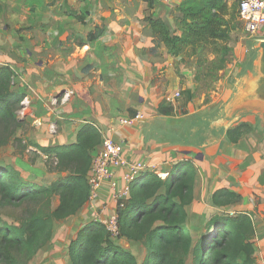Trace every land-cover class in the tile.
Masks as SVG:
<instances>
[{
  "label": "crops",
  "instance_id": "1",
  "mask_svg": "<svg viewBox=\"0 0 264 264\" xmlns=\"http://www.w3.org/2000/svg\"><path fill=\"white\" fill-rule=\"evenodd\" d=\"M52 1L54 0H0V31L3 30V33L0 32V68L9 66L14 69L13 62L23 58L24 52L19 47L23 42V35L18 34V30L30 34L41 31L39 28L44 24L46 28L41 33L49 37L53 35L52 31L57 32V24L61 26L63 21L71 20L85 26L83 19L87 16L90 19L91 14L77 9H71L65 15L64 8L58 22L49 27L46 20L52 19V16L47 12V3L49 6ZM138 1L135 5L140 4L139 10L143 17L154 15L162 19L171 31L175 30V20L182 17L180 2L155 0L154 9L150 10L146 2ZM223 1H228L230 10L235 9L233 6L236 5V0ZM32 6H36L38 10L36 8V12L32 11ZM98 21L100 17L96 15L93 22ZM132 21L127 17L122 19L125 26ZM11 22L21 25L11 27L18 37L15 41L7 38L8 24ZM138 22L135 19V23ZM65 29L71 30L72 27L65 26ZM147 31L151 36L148 43H138L132 48L139 49L141 54L143 52L142 56L149 57L153 80H142L137 74L130 72L123 59L112 63L109 56L111 50L105 48L106 45L109 46L111 33L91 26L86 32L89 41L87 44L96 43L83 48L92 49L90 64L95 65V68L100 66L102 74L107 75L106 80H55L60 88L54 98L56 104L50 101L51 96L47 93L42 92L40 95L33 85L29 87L27 90L32 94L28 99H37V103L43 107L44 120L53 124L49 126L46 123L43 129L38 128L36 142L44 147L74 144L82 127L91 123L101 132L103 141L111 139L128 160L148 166L158 176L161 174L168 178L178 163L193 162L196 175L193 178L194 199L186 207L188 229L205 230L215 216L249 214L255 227V264H264V118L260 114L248 112L238 113L230 121L225 118L227 104L237 92L243 76L236 80L222 79L216 82L219 92L214 94L217 97L215 96L213 103L222 100L217 111L211 105L203 106L200 99H195L198 88L195 79L197 59L186 58L184 55L172 57L166 53L164 46L158 49L164 52L162 56L151 57L152 48L155 47L154 37L150 26ZM125 32L127 31L122 34ZM135 32L139 36V31ZM92 33H100V36L95 41H90ZM181 34L180 31L174 33L177 36ZM238 38L231 44L235 45V51L238 50L241 55L247 43L258 48V42L264 40V31L254 39L245 33ZM95 50L104 54L106 63L98 61L94 56ZM177 93L181 96L176 97ZM191 97L193 98L190 99ZM139 115L141 117L135 119L134 125L121 124L122 119H133ZM241 124L247 127L234 143L228 137V131ZM102 150L103 142L94 151V159ZM128 172L126 167L112 169V180L117 183L118 190L127 188L124 177ZM88 175L91 177V169ZM223 189L238 194L239 199L224 206L215 205L214 194ZM160 193H164V189ZM114 194L111 183L103 182L96 197L70 217L77 229L68 236L66 252L77 232L92 221L96 214H100L103 220L117 214ZM191 233L193 234L192 231ZM55 237L54 232L51 242ZM134 245L145 254L146 249L142 244L134 243L130 246Z\"/></svg>",
  "mask_w": 264,
  "mask_h": 264
},
{
  "label": "trees",
  "instance_id": "2",
  "mask_svg": "<svg viewBox=\"0 0 264 264\" xmlns=\"http://www.w3.org/2000/svg\"><path fill=\"white\" fill-rule=\"evenodd\" d=\"M143 1L150 10L154 9L155 0ZM237 7L236 3L230 13L227 1L223 0L183 2L179 8L182 13L179 22L181 36L172 34L168 25L154 15L148 16L146 21L155 47L164 46L172 57L180 56L186 48L199 55L206 47L215 45V52L223 58L230 50L232 24L239 16ZM77 18L81 20L78 15ZM99 36L100 33H92L90 41ZM201 63L197 61L199 68ZM221 68L217 64L209 71L218 72ZM14 76L9 66L0 68V135L3 145L22 125L18 111L26 96L14 91ZM213 78L214 82L219 80L216 75ZM195 79L198 83V73ZM246 127L241 124L230 129V140L236 143ZM102 142L101 132L88 123L79 131L74 144L51 147L34 144L36 150L55 157L60 168H65L66 175L49 186L24 181L14 167L0 165V205H34L21 226L0 219V259L17 264L10 256L11 251L32 258L52 239L54 221L74 216L88 203L91 194L88 174L94 160L93 153ZM195 175V164L183 161L165 180L147 172L133 182L124 208L118 210L120 238L145 247L146 257L141 264H186L189 256L196 258L195 253L199 264H255V227L249 214L215 216L197 236L188 229L186 207L194 199ZM162 189L164 193H160ZM55 196L60 198V203L53 209ZM239 197L223 189L214 194L213 200L215 205L224 206ZM69 258L72 264H139L135 255L113 242L105 225L96 221L88 222L78 231L70 244Z\"/></svg>",
  "mask_w": 264,
  "mask_h": 264
},
{
  "label": "rangeland",
  "instance_id": "3",
  "mask_svg": "<svg viewBox=\"0 0 264 264\" xmlns=\"http://www.w3.org/2000/svg\"><path fill=\"white\" fill-rule=\"evenodd\" d=\"M136 2L139 1L54 0L49 2V6L47 3V12L51 13L52 16V19L46 20L49 27L58 22L60 16L63 14L62 10H64V8H66L65 15H68L71 9H77L88 12L89 15L91 14L90 19L88 16L83 19L85 26L71 20H68V22L63 21L61 26L57 24V32L52 31L53 35L49 37L47 34L41 33V31L43 32L44 28H46L44 24L39 28L42 29L41 31L37 30L30 34H26L27 32L24 30H18V34L21 33L23 35V42L19 47H21L20 49L23 50L24 53L21 61L13 62L14 69L12 68V70L15 76L12 86H14L13 89L15 92L24 94L26 97L18 111V116L22 125L4 145L1 144L3 140L0 135V165L12 166L20 173L22 180L44 186H49L66 175V173H64L65 168H60L55 157L47 156L34 147L38 144L35 140L38 128L43 129L46 123L49 126L53 124H51L52 122L44 120L45 113L43 107L37 103V99H28V96L32 93L27 89L33 85L37 93L40 95L42 92L47 93L51 96L50 101L52 100V103L56 104L54 98L56 92L60 88L55 84V80H106L107 75L104 73L102 74L100 70L101 67L95 68V65L90 64L92 49L88 50L87 48H83L86 45H95L96 43L87 44L88 39L86 38V32L91 26H95L100 30L103 28L104 31L107 30L111 33L112 37L110 38L109 46L106 45L105 48L111 50L109 56L112 63L119 59H123L126 68H128L130 72L137 74L142 80H153L149 57L142 56L143 52L141 54L139 49L132 48L138 43H142L143 45L148 43L150 40L149 37H151L148 35L147 31L149 27L146 21L147 15L143 17L140 14V4L135 5ZM36 8V6H32L31 9L36 12ZM229 12L231 13L233 10L229 9ZM96 15L100 17V21L94 23L93 18ZM124 17L132 19L133 21L125 26V24L122 23ZM135 19L139 20L137 24L135 23ZM175 22L176 25L173 24L175 30L171 32L174 31V33H176L180 31L182 33L179 24L180 19L178 18ZM12 25L17 27H21V25L17 22L8 24L7 38L15 41V38L17 39L18 37L14 34L16 31L13 32L11 30ZM65 26L68 28L72 27V29L67 30ZM232 26L234 30L230 33L231 38L228 45V49L230 50L227 56L222 58L220 53L215 52V45L206 47L199 55H194L193 49L191 48H186L181 54L186 58L195 57L197 61H202V63L199 64L200 68L198 67L197 69L199 82L195 99H200L201 105L203 106L211 105L213 110H218V106L222 101L220 99L213 103L217 97L214 94L219 92L218 85H216L217 81L214 82L213 76L216 75L219 80L240 79L242 76L244 77L253 72L254 61H256L259 56L258 48H254L250 43L244 46L243 54L240 55L238 50L235 51V47H233L235 45L231 44L232 41L244 35L243 23L239 16ZM132 30H134V32H132ZM124 31L127 32L122 34ZM135 31H139V36L135 35ZM0 32L3 33V30ZM158 49L159 48L153 47L150 56H162L164 52ZM95 52L94 56L98 61L101 64L106 63L104 54L102 52L98 53L97 50H95ZM221 60H223V63H220ZM217 64L222 67L221 70L210 73L209 68L214 70ZM157 79L155 78V80ZM192 98L193 97L190 99ZM40 146H42V144ZM59 203L60 198L55 196L52 199L53 209H55ZM33 208V204L20 207L0 205V219H2L4 223L21 226L29 217L30 209ZM111 218L103 221H109ZM72 222L73 220L70 219V217L54 221L53 234L55 232V239L52 242L51 239L32 258H28L27 255L18 251H11L10 256L15 259L17 264H72L70 258H68L69 250L66 252L68 236L72 231L77 229ZM191 231L194 235H197L198 232H203L204 230L199 228L197 230L192 229ZM111 239L117 245L124 247L126 251L133 253L140 264L144 262L146 252L143 254L142 249L138 248L136 245L130 246L134 244L133 242L124 240L120 238L119 235L111 236ZM127 242L128 244H126ZM195 257L197 259L192 255L189 256L186 264H199L197 253H195ZM0 264H9V261H5L1 258Z\"/></svg>",
  "mask_w": 264,
  "mask_h": 264
},
{
  "label": "built area",
  "instance_id": "4",
  "mask_svg": "<svg viewBox=\"0 0 264 264\" xmlns=\"http://www.w3.org/2000/svg\"><path fill=\"white\" fill-rule=\"evenodd\" d=\"M172 1V0H163ZM183 3L187 0H175ZM238 3L239 18L243 23V30L245 35L249 38H256L260 33L264 31V0H236ZM176 97H180L181 94L177 93ZM141 116H137L133 119H122L121 124L134 125L135 119H139ZM128 168L129 172L124 177L127 183V188L124 190H118L117 183L112 180L113 168ZM92 175L88 177V182L91 188L90 199H94L97 195V190L100 188L103 182H110L111 188L114 190V200L117 203V208L123 209L125 201L129 197L130 187L137 179L147 172H152L148 166L128 160L119 146H117L111 139H105L103 141V150L93 160L91 167ZM162 180L166 179L165 175H159ZM88 201V202H89ZM119 215H114L109 221H103L100 214H96L92 221L100 222L105 225L107 231L111 236L119 235L118 226Z\"/></svg>",
  "mask_w": 264,
  "mask_h": 264
},
{
  "label": "water",
  "instance_id": "5",
  "mask_svg": "<svg viewBox=\"0 0 264 264\" xmlns=\"http://www.w3.org/2000/svg\"><path fill=\"white\" fill-rule=\"evenodd\" d=\"M257 46L259 56L253 72L242 78L237 92L227 104L225 118L228 121L242 112L260 114L264 118V40Z\"/></svg>",
  "mask_w": 264,
  "mask_h": 264
}]
</instances>
